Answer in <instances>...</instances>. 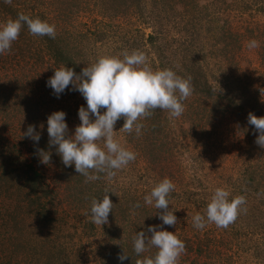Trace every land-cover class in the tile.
I'll return each instance as SVG.
<instances>
[{
  "label": "rangeland",
  "instance_id": "374dc122",
  "mask_svg": "<svg viewBox=\"0 0 264 264\" xmlns=\"http://www.w3.org/2000/svg\"><path fill=\"white\" fill-rule=\"evenodd\" d=\"M30 4L39 14L41 9L45 12L46 17L39 19L55 25V39L47 42L19 35L16 56L22 57L27 45L32 49L27 55L32 56L22 61L15 56L6 64L20 76L23 73V83L36 93L44 114L66 113L70 135L80 124L74 105H87L72 85L59 98L47 86L62 65L81 72L98 57L139 50L153 70L171 69L184 78L195 74L200 84L183 102L185 111L179 118L156 109L139 121L143 124L139 136L118 132L124 120L117 121L115 138L136 159L111 180L103 173L87 183L85 177L74 176L72 183L81 191L68 194L64 189L69 176L55 178L57 169L62 172L56 161L45 165L36 157L32 165L59 195L56 218L50 224L56 244L63 247H58L59 253L47 251V257L29 250L35 239L47 234L41 236L35 227L27 229L32 218L21 210L20 215L14 213L15 200L1 193L0 211L6 219L3 224L0 218V232L10 236L0 235V264H36L38 260V264H136L154 255L156 249L149 248L137 256L132 241L136 233L163 224L157 213L148 217L152 219L148 225L142 211H133L126 199H120L107 224L92 226L90 207L93 198L109 190L116 197L128 191L131 198L144 203L145 195L164 178L175 185L168 199L177 224L163 225L162 230L185 243L179 264H264V149L255 143L258 135L247 120L250 112L264 111V0H31ZM7 20L0 14V23ZM251 40L258 41L259 47L249 50ZM211 88L214 101L206 94ZM241 106L245 112L241 113ZM11 121V126L16 125V120ZM11 126L1 133L7 139L15 134ZM26 151L25 156H30ZM217 187L229 190V199L244 196L247 212H241L226 229L209 224L197 230L192 217L203 214ZM124 252L128 258L121 262L118 256Z\"/></svg>",
  "mask_w": 264,
  "mask_h": 264
},
{
  "label": "clouds",
  "instance_id": "9594fccd",
  "mask_svg": "<svg viewBox=\"0 0 264 264\" xmlns=\"http://www.w3.org/2000/svg\"><path fill=\"white\" fill-rule=\"evenodd\" d=\"M8 5L12 0H4ZM27 26L33 36H48L55 39V25L18 13L15 19L0 23V55L9 53L12 44L18 39L22 27ZM259 47V42L251 40L247 43L249 50ZM122 56V58H121ZM72 85L86 101L87 108L78 110L80 124L75 127L74 135L69 134L65 122L66 113L56 111L47 118L49 147H56V153L66 167L74 165L76 173L85 177V182L100 179L101 173L111 180L116 172L127 167L136 159L133 151L123 147L115 138L114 131L118 120L123 118V127L118 132L141 134L144 118L150 117L154 110L168 112L171 118H179L185 111L184 101L194 92L191 77H181L171 69L153 70L145 53L127 50L120 56H101L84 67L79 75L69 67L61 66L54 70V75L47 81L57 98ZM264 91V90H262ZM101 109L106 111L101 114ZM94 117V120L92 119ZM248 124L254 126L259 133L255 143L264 149V117L249 113ZM43 127V125H41ZM23 137L33 141L40 140L35 126L29 125ZM103 143V147L101 144ZM41 163H50L51 153L38 150ZM175 185L168 178L162 179L145 195L144 203L154 206L162 225L149 226L146 231L136 233L133 237V251L137 256L149 248H155L152 256L138 259L136 264H179L180 257L186 252L185 243L176 234L162 230L163 225L176 226L177 217L169 210V195ZM231 193L225 188L217 187L211 195L210 202L203 214L192 217L194 228L204 230L209 224L217 228H228L234 223L247 201L242 195L229 199ZM114 204L106 191L102 199L93 198L90 207V219L96 225L108 223L109 213ZM135 207H140L139 204ZM148 233H151L149 237ZM128 255L120 254L118 259L123 262Z\"/></svg>",
  "mask_w": 264,
  "mask_h": 264
},
{
  "label": "trees",
  "instance_id": "16d2710c",
  "mask_svg": "<svg viewBox=\"0 0 264 264\" xmlns=\"http://www.w3.org/2000/svg\"><path fill=\"white\" fill-rule=\"evenodd\" d=\"M30 2L31 0H12V4L8 5L4 2V0H0V14H3L8 19L10 18L15 19L18 13L21 12L24 13L25 15H29L32 18H39V16L45 18L46 17L44 16L45 12L42 11L41 9L40 11L41 13L39 14V11H37V8H35V4L32 6ZM28 5H30L31 9L28 7ZM33 12L36 13V15H33ZM26 35L28 36L31 34L29 33L27 26L25 25L24 27H22L20 37L25 38ZM42 38L47 42L52 41V39L48 36H43ZM52 46H53L52 43L49 44V47ZM18 48H19V41H15L12 44V48L9 53L0 55V68H2V66L6 68L5 70L0 69L2 70V74H0V81H1L0 83V194L1 193L8 194V197L11 198V200H15L14 208H13L15 210L14 213L17 212V214H19L21 210V213L23 212L24 215L27 216V218H32L31 222H29L28 224L29 226L27 227V229H30V227H35L39 233L40 232L42 233L41 236L47 234V237H44L40 240L35 239L40 243L35 242L34 240L35 244L31 243L29 246V250H32L33 253L34 252L36 254L41 253L42 255L47 257L48 254L47 251H55L59 253L58 247L60 248L63 247L56 244V241L54 240L55 230L54 227L50 224L51 222H54L56 218L55 216H53L57 210L56 207L54 206L58 201L59 195L54 189L48 186L49 185L48 181L44 182L45 176L42 175L32 165L33 161L36 160L35 158L36 157L39 158L38 150L41 149L45 150V148H47V151L51 153L50 161L51 162H53V160L56 161L57 166L61 168L62 172L59 174V169H57L55 173V178H58V176L63 178L69 176V178L67 179L69 184H67L66 188L64 189V192L69 194L71 192L70 190L80 189L75 183L73 184L72 181L75 178L74 176H78V178H83L84 176L76 173L74 165L71 167H66L62 163L61 157L56 153L55 146L51 148L49 147L47 121L45 119H47L48 116L51 115L52 113L51 112L47 114L43 113L40 107V100L38 96L34 91H31V89H29L23 83V73H21L20 76V73L16 71L13 72L12 69L9 67L10 65L6 64L7 62H11L12 59H14V57L16 56V54H18L15 53L16 50H18ZM51 50L52 49L50 48V51ZM58 50L61 52L60 49ZM21 52L23 53L22 57L16 56L18 59H21V61L29 59L30 56H32V55H27L28 52H32V49L29 45H27L24 51ZM12 54L14 56H12ZM36 58L39 60L42 57L41 58L36 57ZM77 72H76L77 75L81 73L78 70ZM191 82L193 88H195L196 90V88H198L200 84V81H198V76H195L194 74V76L191 77ZM209 91L210 93H206L207 98L209 101L210 100L214 101L215 96L214 93L212 92V88L209 89ZM54 103H56V101H54ZM74 107L79 109L81 105L77 104L74 105ZM239 109L241 110V113L245 112L244 106H241ZM263 112L262 114L261 113L254 114L252 111L251 113H253L259 118V117H264ZM153 114L155 113L153 112ZM12 118L16 120V125L11 126ZM29 125L35 126V131L40 134L41 138L38 142L33 141L31 138L22 136V133L26 132ZM41 125H43V127H41ZM6 126L15 127L14 136L9 137L8 139L5 136L1 135L2 130H4ZM254 132L255 135H259V133L255 131V129ZM132 135L133 133L128 134L129 137ZM26 148H28V153L30 155L28 157H26L24 153L27 152ZM53 152L56 158H53ZM5 182H7V185H5ZM71 184H73V186ZM109 191H110L108 193L109 198L114 204L113 209L115 208L116 205L120 206L119 204L120 199H126L128 203V207H131L133 211L134 208L135 210L142 211L141 213L143 214V218L146 219L147 224L148 225L151 224L150 222L152 219L148 217L155 216L154 214L157 213L155 207L146 205L145 203L142 202V200L137 201L136 198L135 199L131 198L132 196L131 194H129L128 191L123 190V194L121 197L120 196L116 197L117 194L112 193L113 192L112 190ZM104 194L105 193L99 195L97 199H102ZM110 195L116 198H112ZM72 198L73 197H69L68 200L71 201ZM137 204H139L140 207H135V205ZM10 210L12 211V209ZM0 213H1L0 218L2 217L3 220L5 217L2 214V211H0ZM66 214L70 216V214H68L67 212ZM5 219L2 222L3 224L5 222ZM91 224L92 226L95 225L93 222H91ZM0 235L2 236V238H7V239H9L10 236V235L2 234L1 232ZM50 236L53 237L51 238ZM39 261L40 260H38L36 264H38Z\"/></svg>",
  "mask_w": 264,
  "mask_h": 264
}]
</instances>
